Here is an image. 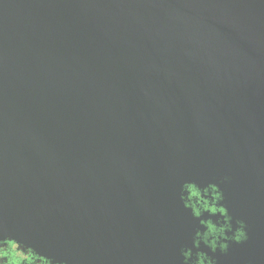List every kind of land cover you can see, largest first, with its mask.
I'll return each instance as SVG.
<instances>
[{
  "label": "water",
  "instance_id": "water-1",
  "mask_svg": "<svg viewBox=\"0 0 264 264\" xmlns=\"http://www.w3.org/2000/svg\"><path fill=\"white\" fill-rule=\"evenodd\" d=\"M190 186L264 264V0H0V243L162 250Z\"/></svg>",
  "mask_w": 264,
  "mask_h": 264
},
{
  "label": "flooded vegetation",
  "instance_id": "flooded-vegetation-1",
  "mask_svg": "<svg viewBox=\"0 0 264 264\" xmlns=\"http://www.w3.org/2000/svg\"><path fill=\"white\" fill-rule=\"evenodd\" d=\"M222 201L216 187L202 190L187 187L184 203L194 217L188 228L190 235L172 236L169 243L168 238L157 237L161 243L155 245H161L162 250L119 247L117 256L120 257L108 264H236L238 253L243 254L244 263L259 264V257L253 258L258 254L250 244L245 225L231 217ZM0 264L54 263L12 242H1Z\"/></svg>",
  "mask_w": 264,
  "mask_h": 264
}]
</instances>
